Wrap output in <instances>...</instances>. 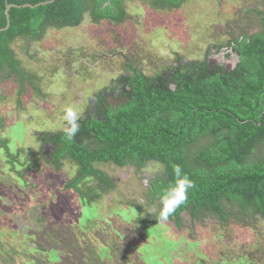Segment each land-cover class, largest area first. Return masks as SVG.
Returning a JSON list of instances; mask_svg holds the SVG:
<instances>
[{"label":"rangeland","instance_id":"rangeland-1","mask_svg":"<svg viewBox=\"0 0 264 264\" xmlns=\"http://www.w3.org/2000/svg\"><path fill=\"white\" fill-rule=\"evenodd\" d=\"M123 9L128 19L120 25L93 24L85 16L79 27L47 31L30 46L23 40L12 44L32 79L21 97L16 77L0 83V264H264L262 218L234 215L225 223L213 218L192 222L184 212L181 226L167 221L145 228L148 206L158 204L155 199L149 203L143 180L148 172L97 165L115 188L91 208L65 188L75 171L72 163L63 159L58 172L40 156L44 150L50 157L46 139L62 132L64 107L76 106L81 118L97 80L107 86L125 60L153 78L174 56L192 62L215 45L220 51L212 49V55L233 61L229 69L234 68L237 57H228L226 48L233 51L224 46L242 38L238 27L244 36L261 30L263 16L249 11L264 12V0H187L165 11L132 0ZM78 54L91 65L99 57L105 70L94 72L80 63L71 70ZM20 192L28 193L27 200Z\"/></svg>","mask_w":264,"mask_h":264},{"label":"trees","instance_id":"trees-1","mask_svg":"<svg viewBox=\"0 0 264 264\" xmlns=\"http://www.w3.org/2000/svg\"><path fill=\"white\" fill-rule=\"evenodd\" d=\"M47 1L0 0V29L7 25L9 4L35 6ZM130 1L54 0L33 9L12 8L9 29L0 31V83L16 77L18 97L31 85L32 76L24 72L13 53L16 40L30 46L40 42L47 31L79 27L85 16L93 24L107 19L120 24L126 16L124 4ZM138 1L165 11L178 9L187 0ZM249 13L263 16L262 28L244 36L238 27L242 38L226 43L224 47L233 51L226 48L228 57L234 53L238 58L234 68L227 69L215 58L212 49L220 51L219 47L210 45L200 59L188 63L180 59L184 64L165 83V72L150 78L133 70L128 83L122 85L123 91L128 85L132 90L123 106L105 112L101 121L89 114L82 116L80 131L70 141L63 132L47 138L54 151L46 162L61 168L62 160L67 159L76 168L65 188L75 191L82 203L92 208L115 188V181L97 165L128 167L137 174L149 173L143 180L148 182L152 204L171 182L173 165L178 164L194 187L168 221L180 226L184 212L192 222L213 218L225 223L234 215L264 219V12ZM74 64L70 62L69 67ZM18 195L26 198L28 193ZM142 223L147 228L159 222L153 213Z\"/></svg>","mask_w":264,"mask_h":264},{"label":"flooded vegetation","instance_id":"flooded-vegetation-1","mask_svg":"<svg viewBox=\"0 0 264 264\" xmlns=\"http://www.w3.org/2000/svg\"><path fill=\"white\" fill-rule=\"evenodd\" d=\"M10 6H13V7H20L18 5H14V4H9ZM8 5V6H9ZM108 5V4H107ZM105 5V7L107 6ZM127 16L123 17L122 19V23H124V21H127ZM130 19L134 20V18H131ZM103 21H109L110 23L112 24H115V25H120L122 23H115L114 21H111L109 19L107 20H101V22ZM82 52H88L87 49H83ZM132 52V51H130ZM121 56L122 54L118 53V54H114L112 57L115 59L117 56ZM77 59H75V63L73 66H70L69 68H71V70H74V67L76 64H81V65H87L86 67H90L91 69L94 70V72H97L99 71V69H103L105 70L104 67H100V58L98 57L97 58V62L95 64H89L87 63V57L83 56V55H80L78 54V56L76 57ZM238 60V58H237ZM21 61V59L19 58V62ZM168 61V60H167ZM165 61V62H167ZM125 64L124 65H120L119 68L117 69V71L119 72V74L116 75V78L114 79H111L108 83L107 86H101L102 84V80H97L96 84H95V89H92V97H89L88 99V108L86 109L85 113H83V117H85L87 114H89L90 116H92L93 118L94 117H97L98 120H103L104 119V115H105V112H110V111H116L118 108H120L121 106H123L127 101H129V98H127L126 94H129L131 93V87L128 85L126 91H123L122 89V85L123 84H126L128 83V77L130 76V74L128 75V72L129 71H136V69H134V67H132L130 63L127 62V60L124 61ZM164 62V61H163ZM180 58L178 55L174 56L173 57V61L172 63L169 65V66H172V67H167L164 71H163V68L161 70L162 74L164 73L163 77H164V83L165 82H168V79L172 76V75H175L176 72H178L180 70V66L184 63H181L180 64ZM87 63V64H86ZM223 63L224 65H226L227 69H229V64H235L233 61H231L229 64L224 61L223 59ZM97 64V65H96ZM236 66V65H235ZM174 67V68H173ZM81 68V66H80ZM169 68H172V69H169ZM174 69H176V71H174ZM169 72V73H167ZM167 73V74H166ZM144 75V74H143ZM145 76V75H144ZM106 83V81H105ZM46 142H48L46 140ZM47 144H50L51 146V153H50V157L49 159H47L45 157V154H46V151L44 150H41L39 152L40 156L42 158H44L45 160H48V161H51V154L53 153V146L51 143H47ZM32 150H35V149H31L30 152L33 153ZM42 151H43V154H42ZM32 153H31V156H32ZM73 165V164H72ZM53 167V166H52ZM63 167V165H62ZM61 167V168H62ZM55 168V167H53ZM61 168H55L58 172H60ZM30 168L28 166V168H26L25 171H28ZM74 173H73V176L68 180L70 181L75 173H76V168L74 166ZM19 177L22 178V179H25V177L23 176V173H19ZM67 181V182H68Z\"/></svg>","mask_w":264,"mask_h":264},{"label":"clouds","instance_id":"clouds-1","mask_svg":"<svg viewBox=\"0 0 264 264\" xmlns=\"http://www.w3.org/2000/svg\"><path fill=\"white\" fill-rule=\"evenodd\" d=\"M5 28L0 30L6 31ZM161 54H166L163 49L161 50ZM62 121L63 126L60 130L63 132L65 139L69 141L74 139L80 131V112L78 108L72 105L64 107ZM172 173L171 182L158 196V204L148 206V214L152 215L155 213L160 223L167 222L175 210L187 201L189 191L194 187V182L180 165H173Z\"/></svg>","mask_w":264,"mask_h":264},{"label":"water","instance_id":"water-1","mask_svg":"<svg viewBox=\"0 0 264 264\" xmlns=\"http://www.w3.org/2000/svg\"><path fill=\"white\" fill-rule=\"evenodd\" d=\"M54 2V0H50V1H47V2H42V3H39V4H37V5H35V6H32V5H24V6H20V7H30V8H35V7H39V6H41V5H46V4H49V3H53ZM11 8H13V6H8V8H6V15H7V20H8V24H7V27L5 28V30H7L9 27H10V15H9V12H10V10H11ZM0 31H2V30H0Z\"/></svg>","mask_w":264,"mask_h":264}]
</instances>
